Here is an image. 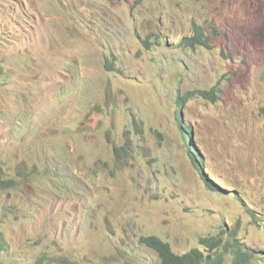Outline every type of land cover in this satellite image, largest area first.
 Here are the masks:
<instances>
[{"label":"rangeland","instance_id":"1","mask_svg":"<svg viewBox=\"0 0 264 264\" xmlns=\"http://www.w3.org/2000/svg\"><path fill=\"white\" fill-rule=\"evenodd\" d=\"M0 167V264H158L142 236L233 230L264 264L262 0H0Z\"/></svg>","mask_w":264,"mask_h":264},{"label":"trees","instance_id":"2","mask_svg":"<svg viewBox=\"0 0 264 264\" xmlns=\"http://www.w3.org/2000/svg\"><path fill=\"white\" fill-rule=\"evenodd\" d=\"M262 2L264 6V0H262ZM196 29L197 32L193 35V37L189 38V36H187L188 38L181 39L179 46H186L187 48L195 49L197 47L207 45L206 41L209 36H206V38L203 39V33L200 31V28ZM212 33L215 34L216 30H212ZM218 92H220V89L216 86H213L210 90L199 88L191 91L189 94H197L199 97L215 100ZM181 127L185 132L184 138L187 141H190L191 134L183 125ZM188 148L189 154L194 156L196 167L201 169V162L197 159L198 156L196 155L198 153L197 148L195 146H191L190 143H188ZM113 151L116 158L121 159L122 157L120 154L122 151H126V148L123 146H115ZM16 184V179L6 177L0 167V190L11 189L15 187ZM250 213H253V210H250ZM230 238L231 240L226 241L219 234L200 237L199 244L204 249L202 250L198 247H194L183 254L174 252L171 245L157 235L142 236L141 242L147 248L155 252L159 260L158 264H222L224 252L228 250H231L233 254V261L231 264H248L251 260L255 259V255H253L250 250L247 251L246 248H243L244 244L239 241L236 230H233L230 233ZM0 247L3 248L1 243Z\"/></svg>","mask_w":264,"mask_h":264}]
</instances>
